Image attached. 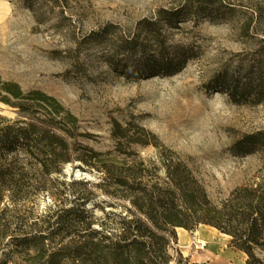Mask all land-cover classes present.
<instances>
[{
	"label": "rangeland",
	"instance_id": "1",
	"mask_svg": "<svg viewBox=\"0 0 264 264\" xmlns=\"http://www.w3.org/2000/svg\"><path fill=\"white\" fill-rule=\"evenodd\" d=\"M38 6L35 15L21 0H0V80L56 97L78 117L86 136L81 145L117 154L115 126L129 134L143 127L188 162L215 201L262 176L264 144L253 154L237 146L248 136L264 137V0H39ZM163 10L182 17L164 28L168 49L186 56L173 76L146 75L138 62L145 57L124 53L115 37L89 38L108 25L135 32ZM0 111L17 116L1 101ZM121 142L123 152L155 154L152 146ZM80 164H67L60 181L90 182L87 191H98L93 185L102 173ZM105 200L115 202L98 191L100 219L102 207L111 210ZM34 203L43 211L54 202L39 194ZM177 235L172 253L192 262L246 264V254L211 226Z\"/></svg>",
	"mask_w": 264,
	"mask_h": 264
},
{
	"label": "trees",
	"instance_id": "2",
	"mask_svg": "<svg viewBox=\"0 0 264 264\" xmlns=\"http://www.w3.org/2000/svg\"><path fill=\"white\" fill-rule=\"evenodd\" d=\"M21 1L41 13L39 0ZM160 16L140 21L135 32L108 25L89 38L115 37L121 51L145 57L138 62L146 75L173 76L186 56L168 49L164 28L182 17L179 10ZM0 101L17 114L11 118L0 111V264H208L171 251L177 228L200 225L229 236V245L246 254V264H264V167L258 180L215 201L188 162L143 127L129 134L117 124V154L101 153L80 144L79 137L86 136L78 117L56 97L0 80ZM122 139L152 146L155 154L123 152ZM262 144L264 137L252 135L237 149L253 154ZM76 161L85 165L79 168L102 173L93 187L115 201H103L111 210L102 207V219L95 213L101 207L95 202L98 191H87L90 182L60 181L64 167ZM67 190L71 199L64 197ZM39 194L50 195L53 205L39 211L34 203Z\"/></svg>",
	"mask_w": 264,
	"mask_h": 264
},
{
	"label": "bare ground",
	"instance_id": "3",
	"mask_svg": "<svg viewBox=\"0 0 264 264\" xmlns=\"http://www.w3.org/2000/svg\"><path fill=\"white\" fill-rule=\"evenodd\" d=\"M178 230H182L183 232H186V230L185 229H183V228H177ZM182 234H184V233H182ZM227 236V235H226Z\"/></svg>",
	"mask_w": 264,
	"mask_h": 264
}]
</instances>
